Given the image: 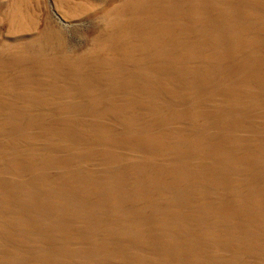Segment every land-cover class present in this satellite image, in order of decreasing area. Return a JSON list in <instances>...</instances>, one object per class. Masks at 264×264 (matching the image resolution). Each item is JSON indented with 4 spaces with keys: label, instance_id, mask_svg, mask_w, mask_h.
Wrapping results in <instances>:
<instances>
[{
    "label": "rangeland",
    "instance_id": "obj_1",
    "mask_svg": "<svg viewBox=\"0 0 264 264\" xmlns=\"http://www.w3.org/2000/svg\"><path fill=\"white\" fill-rule=\"evenodd\" d=\"M0 264H264V0H0Z\"/></svg>",
    "mask_w": 264,
    "mask_h": 264
}]
</instances>
